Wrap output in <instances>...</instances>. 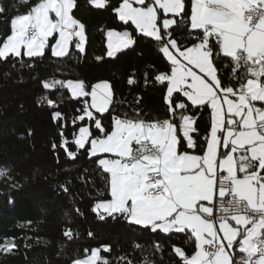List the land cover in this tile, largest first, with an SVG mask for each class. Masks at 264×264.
I'll list each match as a JSON object with an SVG mask.
<instances>
[{"label":"snow or ice","instance_id":"1","mask_svg":"<svg viewBox=\"0 0 264 264\" xmlns=\"http://www.w3.org/2000/svg\"><path fill=\"white\" fill-rule=\"evenodd\" d=\"M89 3L111 7L118 21L155 43L167 70L155 74L154 83L165 88L168 113L153 121L113 116L108 131L93 112L108 111L114 100L108 81L42 82L45 90L66 88L73 98L84 97L72 123L87 118L100 133L78 126L73 137L105 174L110 198L98 200L92 211L152 232L190 233L191 255L172 247L179 264H264V0H191L190 13L185 0ZM75 7L76 0H34L25 13L11 16L9 32L0 37V59L43 56L47 47L52 56L66 57L71 45L83 53L85 25L75 18ZM7 11L0 6V14ZM106 36L108 57L137 43L129 31L109 30ZM221 64L230 74L222 73ZM190 107L210 114L198 151V117L186 114ZM52 118L58 122L62 113L54 111ZM60 147L76 158L67 139ZM9 176L10 170L0 167V178ZM63 235L73 240L78 233L69 227ZM16 247L14 237L5 238L0 253ZM154 247L161 251L159 243ZM111 250L110 245L86 248L70 264H110L101 253Z\"/></svg>","mask_w":264,"mask_h":264},{"label":"trees","instance_id":"2","mask_svg":"<svg viewBox=\"0 0 264 264\" xmlns=\"http://www.w3.org/2000/svg\"><path fill=\"white\" fill-rule=\"evenodd\" d=\"M32 2L24 5L21 0H0V6L9 10L0 14V37L9 32L11 16L25 13ZM109 2L118 5L119 0ZM185 2L190 13L191 0ZM73 13L85 25L83 53L71 45L66 57L52 56L47 47L43 56L0 59V167L10 170L9 177L0 178V242L14 237L17 244L11 253H0V264H70L84 249L102 245L111 246V252L101 253L110 264H179L172 247H181L191 255L194 239L190 233L152 232L123 218L101 219L92 211L98 200L110 198L105 174L95 158L75 146L73 137L78 126L90 127L94 136L100 133L87 118L72 123L81 114L77 110L83 108L85 98L72 99L66 88L45 90L42 86L43 81L52 79L83 80L88 85L108 81L114 100L108 111L94 115L110 131L113 116L146 121L168 118L165 88L154 83L155 74L167 70L166 62L155 43L135 33L134 26L118 21L111 7L98 9L89 0H76ZM106 30L129 31L137 43L106 57ZM185 37L186 32L180 39ZM220 68L222 73L231 72L224 64ZM129 78L134 80L131 85ZM223 79L229 83L228 75ZM44 97L54 104L49 106ZM54 111L62 113L58 122L52 118ZM186 114L198 117V151L210 127V114L191 107ZM62 139H67L69 150L77 154L75 159L60 147ZM69 227L78 233L77 238L69 240L63 235ZM157 243L159 252L154 247Z\"/></svg>","mask_w":264,"mask_h":264},{"label":"rangeland","instance_id":"3","mask_svg":"<svg viewBox=\"0 0 264 264\" xmlns=\"http://www.w3.org/2000/svg\"><path fill=\"white\" fill-rule=\"evenodd\" d=\"M93 6V5H92ZM94 7V6H93ZM96 8V7H95ZM161 15H163L162 13H161ZM107 31H109V30H106L105 31V45H106V52H107V36H106V33H107ZM114 31H116V30H114ZM50 42L51 43H54V41H52L51 40V38H50ZM49 49L51 50V48L49 47ZM123 50H125V49H122L121 51H123ZM106 57H108L107 55H106ZM69 92V91H68ZM69 94H70V92H69ZM70 97L72 98V99H77V98H73L72 96H71V94H70ZM80 98H84V97H80ZM89 99H88V101H89V103H91V98L90 97H88ZM93 112L95 113V111L93 110ZM105 113V112H104ZM98 114H103V113H98Z\"/></svg>","mask_w":264,"mask_h":264},{"label":"crops","instance_id":"4","mask_svg":"<svg viewBox=\"0 0 264 264\" xmlns=\"http://www.w3.org/2000/svg\"><path fill=\"white\" fill-rule=\"evenodd\" d=\"M51 51V50H50ZM257 103V106H260V102H256Z\"/></svg>","mask_w":264,"mask_h":264}]
</instances>
